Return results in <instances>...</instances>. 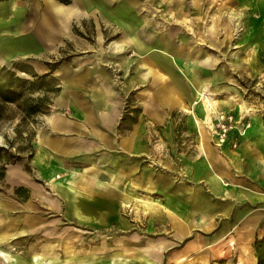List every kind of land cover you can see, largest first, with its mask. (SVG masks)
I'll use <instances>...</instances> for the list:
<instances>
[{"label":"crops","instance_id":"1","mask_svg":"<svg viewBox=\"0 0 264 264\" xmlns=\"http://www.w3.org/2000/svg\"><path fill=\"white\" fill-rule=\"evenodd\" d=\"M165 1L163 15L157 0L46 2L38 21L0 1V18L16 17L0 25V58L58 82L30 156L6 166L0 264L27 237L30 264H257L264 0ZM227 112L251 127L219 142ZM80 229L102 232L100 246Z\"/></svg>","mask_w":264,"mask_h":264},{"label":"rangeland","instance_id":"2","mask_svg":"<svg viewBox=\"0 0 264 264\" xmlns=\"http://www.w3.org/2000/svg\"><path fill=\"white\" fill-rule=\"evenodd\" d=\"M19 1L27 7L23 15L26 18L34 17L37 21L42 20V9H44L46 6V2H58L56 0ZM149 1L150 0H142V2L146 4ZM165 2V0H157V11L161 15H163L164 11L171 10V6H166ZM73 8L74 11L75 7ZM15 18L16 17L12 15L9 17H1L0 25ZM51 19L52 18L50 16V20ZM12 62H14V64H17V62H22L26 67L21 66L16 69L12 68V70H15L17 74L25 78H31L29 74L20 72V70H26L29 72V70H31L30 66L32 63L22 58L15 59ZM12 62H7L0 58V68L2 66H8V68H10V66L12 67ZM244 82L247 84V86H249L255 84L256 81H243V83ZM57 83L58 82L51 77L37 80L33 86V88L35 86L36 88L33 90L32 88L25 90L22 97L15 102H3L0 100V198L2 199L9 195L8 184L5 182L6 166L11 164V161L16 157H19V159H26L30 156L37 127L40 126L43 116L48 114L52 109V102L57 93ZM243 93L245 96L250 95L257 97L260 92L254 91L250 87L249 90H245ZM259 98L262 99L261 96H259ZM239 116L242 117L241 115ZM16 192L18 195L21 194L20 189H18ZM77 232L83 235L82 238L80 237L82 239L81 245L83 247L87 246L88 249L92 248L95 250L100 246V236L102 232L92 231L93 233H91V230L84 231L82 229L77 230ZM36 244H38L37 237H27L11 241L9 248L5 250L19 261L14 263L11 258H7L8 264H30L32 256L36 255L34 252V246ZM38 257L39 264H69V261H67L68 258L66 256L48 258L50 259V261L48 260L49 262L42 256ZM94 257L98 258L99 256Z\"/></svg>","mask_w":264,"mask_h":264},{"label":"trees","instance_id":"3","mask_svg":"<svg viewBox=\"0 0 264 264\" xmlns=\"http://www.w3.org/2000/svg\"><path fill=\"white\" fill-rule=\"evenodd\" d=\"M56 1L65 5L71 3V0ZM11 65L12 67L10 66V68H8V66H2L0 68V100L3 102H15L22 97L25 90H29L31 88L33 90L34 88H36V86L33 88V86L35 85V81L51 77L47 74L37 75L32 70H29L30 73L26 70H20V72L27 73L31 76V78L28 79L17 74L15 70H12V68L16 69L21 66H25L22 62H17V64H14V62H12ZM51 78L54 79L53 77ZM19 160V157H16L11 161V163ZM254 247L258 258L257 264H264V238L262 240L256 241L254 243Z\"/></svg>","mask_w":264,"mask_h":264},{"label":"built area","instance_id":"4","mask_svg":"<svg viewBox=\"0 0 264 264\" xmlns=\"http://www.w3.org/2000/svg\"><path fill=\"white\" fill-rule=\"evenodd\" d=\"M251 127V123L233 112L221 114L219 119L212 125L211 132L219 142H224L231 132H237L243 136Z\"/></svg>","mask_w":264,"mask_h":264},{"label":"bare ground","instance_id":"5","mask_svg":"<svg viewBox=\"0 0 264 264\" xmlns=\"http://www.w3.org/2000/svg\"><path fill=\"white\" fill-rule=\"evenodd\" d=\"M51 8V7H50ZM201 99H202V102L204 104V107L208 108V105L210 104V98L209 96H207L206 94L205 95H202L201 96ZM207 112V111H206ZM210 114V113H209ZM208 115V114H207ZM206 115V116H207ZM207 118V117H206ZM208 119V118H207Z\"/></svg>","mask_w":264,"mask_h":264}]
</instances>
